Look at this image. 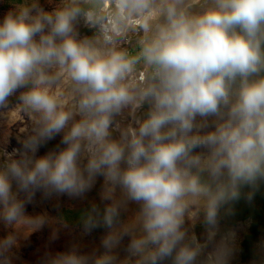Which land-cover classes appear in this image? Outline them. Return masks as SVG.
I'll use <instances>...</instances> for the list:
<instances>
[{
  "label": "clouds",
  "instance_id": "clouds-1",
  "mask_svg": "<svg viewBox=\"0 0 264 264\" xmlns=\"http://www.w3.org/2000/svg\"><path fill=\"white\" fill-rule=\"evenodd\" d=\"M17 105L33 126L0 164V223L42 224L25 215L37 192L83 198L102 178L81 224L106 229L103 252L50 264H228L220 211L264 182V0H24L0 22V110ZM16 244L0 239V264Z\"/></svg>",
  "mask_w": 264,
  "mask_h": 264
},
{
  "label": "rangeland",
  "instance_id": "rangeland-1",
  "mask_svg": "<svg viewBox=\"0 0 264 264\" xmlns=\"http://www.w3.org/2000/svg\"><path fill=\"white\" fill-rule=\"evenodd\" d=\"M23 2L24 0H0V22H2L7 12L14 10L15 5ZM40 3L45 10L51 11L58 1L53 0V3L49 4L46 0H40ZM78 31L81 36L93 35V30L86 27L82 21L78 24ZM134 43V38L129 37L126 46H134ZM10 103L13 106L17 104L16 96L10 98ZM146 108L147 106L141 110L140 114L146 111ZM125 122L127 123V121ZM32 126V119L21 111L19 105L11 110H0V164L8 162L10 159L18 158L16 150L20 147L23 139L31 133ZM60 139L61 136H57L56 139L48 142L47 144H54L51 148L41 147L38 155H44L46 152L56 149ZM101 186L102 178H98L95 187L83 198H70L67 196L45 197L42 192H37L33 202L26 205L25 215L29 220H43L42 224L20 223L15 226H7L0 223V239L9 234H15L17 238L16 247L11 253L12 264H50V258L53 255L58 252H66L74 246L79 249L81 254H90L93 251H96L97 254L102 253L103 249L100 242L105 233L93 237L91 233L85 234L82 228H74L62 224L55 215L60 208H78L92 203H100L103 206L99 195ZM137 209L138 206L136 204H130L128 211L123 214L124 219L133 215ZM202 219V207L194 206L186 222L190 234L196 235V229L201 224ZM248 227L249 221L246 220L221 233L220 224L218 223V230L214 237L215 242L219 243L224 240L233 247V253L228 264H264L263 240H260L257 244V258L254 261L249 263L240 261V245ZM199 234V239L203 242L205 231L202 230ZM127 243L128 238H125L121 247L116 250L121 259L126 255L124 249ZM211 250L210 246L206 251ZM201 259L203 260L204 257Z\"/></svg>",
  "mask_w": 264,
  "mask_h": 264
},
{
  "label": "trees",
  "instance_id": "trees-1",
  "mask_svg": "<svg viewBox=\"0 0 264 264\" xmlns=\"http://www.w3.org/2000/svg\"><path fill=\"white\" fill-rule=\"evenodd\" d=\"M58 1V0H55ZM54 144H46L45 147L51 148ZM249 189H243L247 192ZM100 204V203H97ZM92 204H86L78 208H60L56 212V218L62 224H65L74 228H82L81 220L87 209ZM102 207V205L100 204ZM122 219L124 216L122 215ZM249 221V227L247 233L244 235L240 245V261L242 263H249L257 258V244L260 240L264 241V182L260 183L259 189L255 194L254 200L249 204L245 199L241 198L238 202H235L228 207L222 208L218 223L220 224L221 233L226 232L230 227L235 226L242 221ZM204 230V226L201 224L196 229V236L199 239V233ZM106 233V229L98 228L91 232L93 237H97ZM200 240V239H199ZM170 264V261L166 262Z\"/></svg>",
  "mask_w": 264,
  "mask_h": 264
}]
</instances>
